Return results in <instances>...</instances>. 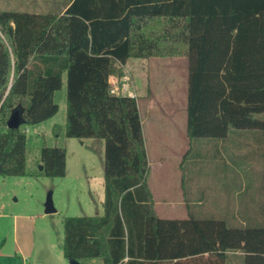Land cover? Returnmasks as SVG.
<instances>
[{
  "label": "trees",
  "instance_id": "obj_1",
  "mask_svg": "<svg viewBox=\"0 0 264 264\" xmlns=\"http://www.w3.org/2000/svg\"><path fill=\"white\" fill-rule=\"evenodd\" d=\"M59 4L50 13L0 11V176L25 174L26 128L57 113L65 73L64 135L103 140V211L63 217L66 259L233 264L239 253L237 264H264V201L260 216L233 225L156 213L137 99L111 93L109 81L130 57L183 56L188 139H224L234 128L262 131L264 142V0ZM17 108L21 122L7 127ZM39 158L45 176L65 175L64 147L43 145Z\"/></svg>",
  "mask_w": 264,
  "mask_h": 264
},
{
  "label": "rangeland",
  "instance_id": "obj_2",
  "mask_svg": "<svg viewBox=\"0 0 264 264\" xmlns=\"http://www.w3.org/2000/svg\"><path fill=\"white\" fill-rule=\"evenodd\" d=\"M61 1L0 0V11L50 13L60 10ZM146 62L147 90L144 93L153 99L155 105L149 113H145L142 101L147 96L144 94L142 98L139 97L138 102L141 107L142 132L151 172L157 167L155 157L161 155L169 157L166 166L170 170L165 177L171 178V181L166 185L175 192L178 184L174 177L182 176L179 166H191V177L195 178L192 183L195 186L199 184L197 186L199 190H192V197L187 203L190 204L191 214L198 218H224L229 225L245 223L246 216L243 217L242 213V210H246L245 206L242 207L245 203L252 206L255 216L258 215V212L262 211L264 201V142L261 136L263 132L231 128L227 140L220 146L221 149L216 147L214 141L217 140L214 138H194L189 141L185 134L186 58L150 57ZM146 85L144 83V88ZM54 100L58 104V111L54 117L26 128L28 159L25 174L0 176V247L5 242L4 246L7 248L13 246L10 232L13 229L11 222L14 214L18 217L19 242L24 245V241H28L26 234L29 237L33 236L35 222L29 217L38 212L44 213V201L48 192H51L56 211L45 214L46 218L43 221L51 226L53 238L59 239L60 246L64 216L95 214L102 207L103 140L91 138L81 144L78 138H68L64 135L65 73L62 74V84L55 92ZM54 123L60 126L58 135L52 131ZM210 142H213L214 146H208ZM43 145L66 149L68 163L66 175L49 177L42 173L38 157L34 155H37L38 146ZM177 189L179 191L180 188ZM202 193L206 194L203 205H196L195 197ZM229 201L231 204L228 206L226 203ZM236 201L241 205L238 216L234 214ZM179 202L182 204L178 206L162 203L155 208L156 212L165 218L187 217L185 201ZM39 225L40 220L36 226ZM37 237L40 238L41 235L38 233ZM238 254H231L233 264L239 262ZM42 263L41 260L40 264Z\"/></svg>",
  "mask_w": 264,
  "mask_h": 264
},
{
  "label": "crops",
  "instance_id": "obj_3",
  "mask_svg": "<svg viewBox=\"0 0 264 264\" xmlns=\"http://www.w3.org/2000/svg\"><path fill=\"white\" fill-rule=\"evenodd\" d=\"M63 9V8H62ZM147 58H135V57H130L128 58L124 64L120 65L121 71L123 75L127 74L129 76L128 84L130 86V89H132L133 96L137 99V105H138V110L141 118V123H142V128H143V120H142V113H141V107L138 102V98L141 97L145 94L144 91L147 90V83L145 82L146 76H147V71L146 69V62ZM122 75V76H123ZM122 76L118 77L116 75H111L109 77V81L111 83V86H116L120 85L122 83ZM186 77V76H185ZM144 83H145V88H144ZM146 92V91H145ZM147 97L142 101L143 103V109L145 113H149V110L152 109L155 105L153 103V99L146 93L145 94ZM186 111V108H185ZM54 117V116H53ZM51 117L50 120L53 118ZM49 120V119H47ZM186 123V121H185ZM57 124V123H54ZM53 124V125H54ZM59 125V124H58ZM53 127V126H52ZM143 133V132H142ZM185 134H186V126H185ZM187 136V135H186ZM188 138V137H187ZM227 138V137H226ZM224 139H215L217 141H214L216 144V147L221 149V145L225 140ZM87 139L91 138H83L79 139L81 144H84ZM192 140V139H191ZM189 139V141H191ZM208 146H214L213 142H210ZM206 147V146H203ZM66 150V149H65ZM39 151H40V146H38V152L37 155H34V157H38L39 163H40V158H39ZM147 153V150H146ZM158 156V155H157ZM25 169L27 167V143H26V154H25ZM148 158V154H147ZM170 159L169 157L166 156H158L155 157V165L157 167L153 172H151V164H150V159L148 158V175H147V182L149 189L153 195L154 198V206L157 208L158 205H161L162 203L166 204H175V205H181L179 201L184 200L186 203L185 207V213L188 215L190 214V204L187 203V200L192 197V190H199L197 186H195L192 183V180L195 181V178L193 179L191 177V166H179L180 168V175L178 176L175 175L174 180L176 181V191L173 192L172 190L169 189V186H167V182L171 181V178L169 179L168 177H165L168 172L169 168L166 166V162H168ZM66 165V173L67 174V157L65 161ZM175 173V171H173ZM187 175V176H186ZM229 178V175L227 176ZM173 180V181H174ZM228 182L229 179H228ZM202 185V184H201ZM187 187V188H186ZM196 187V188H195ZM177 188H180L179 191ZM170 191V192H169ZM172 195V196H171ZM204 197H206V194H197L195 199L197 200L196 205H203V200ZM175 201V202H173ZM226 201V200H225ZM236 206L234 207V214L236 216L239 215V209L241 207L240 203L238 201L235 202ZM228 206L231 204L230 201L226 203ZM245 206L246 210H242L243 217H250L253 218L254 212L253 209L251 208L249 203L243 204L242 207ZM156 210V209H155ZM103 208L97 210L95 214H102ZM157 213V212H156ZM261 212H258L257 216H260ZM46 213L38 212L35 215L29 217L30 220L35 222V225L33 227V236L29 237V235L26 237L28 238V241H24V245H22L19 240H18V230H17V219L18 217L14 214L12 216V222H11V227L13 228L12 231L10 232V240L11 244L13 243V246H9L8 248L4 246L6 244V237H5V243L0 247V264H40V261L42 260V264H69L64 255H63V250H62V243H63V225H62V241H61V246L59 245V239L56 240L53 238V232L51 229V226L46 223L45 220L46 218ZM158 214V213H157ZM84 215H94V214H84ZM242 217V218H243ZM241 218V219H242ZM63 219V218H62ZM224 219V218H223ZM244 219V218H243ZM246 219V218H245ZM40 220L41 225L36 226L37 222ZM240 221V220H239ZM40 234L41 237H37V234ZM14 247V248H13ZM46 261V262H45Z\"/></svg>",
  "mask_w": 264,
  "mask_h": 264
},
{
  "label": "water",
  "instance_id": "obj_4",
  "mask_svg": "<svg viewBox=\"0 0 264 264\" xmlns=\"http://www.w3.org/2000/svg\"><path fill=\"white\" fill-rule=\"evenodd\" d=\"M20 114H21L20 108L15 109L6 122L7 127H10V128L18 127L19 123L21 122ZM39 169H42L41 164L39 165ZM55 211H56V208L53 205L51 192H48L46 195L45 201H44V213L51 214V213H54ZM67 262L69 264H81L74 258H68Z\"/></svg>",
  "mask_w": 264,
  "mask_h": 264
},
{
  "label": "built area",
  "instance_id": "obj_5",
  "mask_svg": "<svg viewBox=\"0 0 264 264\" xmlns=\"http://www.w3.org/2000/svg\"><path fill=\"white\" fill-rule=\"evenodd\" d=\"M129 76L127 74L122 76V83L120 85L111 86V93L114 94H127L130 96H133L132 91L130 90L129 84H128Z\"/></svg>",
  "mask_w": 264,
  "mask_h": 264
}]
</instances>
